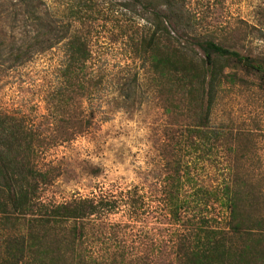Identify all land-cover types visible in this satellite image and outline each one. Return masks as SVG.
Instances as JSON below:
<instances>
[{
  "label": "trees",
  "instance_id": "trees-1",
  "mask_svg": "<svg viewBox=\"0 0 264 264\" xmlns=\"http://www.w3.org/2000/svg\"><path fill=\"white\" fill-rule=\"evenodd\" d=\"M191 2L119 0L143 20L130 36L133 60L141 61L152 85L165 80L167 113L180 125L177 136L169 134L162 144L165 174L149 189L136 184L48 201L41 195L47 172L24 160L41 135L0 108V219L17 227L8 234V257L0 264H264V249L245 237L248 230L264 229V215L248 210L263 191H247L238 173L213 185L200 168L215 149L232 145V131L214 117L221 92L228 82L244 80L239 71L264 88V56L236 47L244 39L235 36L239 25L203 26ZM0 17L9 25L0 42L2 63L24 65L57 53L53 86L43 93L53 110L77 96L91 101L100 92L107 79L95 67L92 37L81 22L75 20L73 28L71 21L62 22L60 29L48 0H1ZM54 117L56 125L72 126L64 141L84 133L95 111ZM241 159L237 153V164Z\"/></svg>",
  "mask_w": 264,
  "mask_h": 264
},
{
  "label": "rangeland",
  "instance_id": "rangeland-1",
  "mask_svg": "<svg viewBox=\"0 0 264 264\" xmlns=\"http://www.w3.org/2000/svg\"><path fill=\"white\" fill-rule=\"evenodd\" d=\"M191 1L201 13L199 22L203 26L227 29L231 24L239 25L235 36L244 39L237 40L236 47L243 53L264 56V0ZM48 3L60 29L62 22L71 21L72 28L75 20L82 23V30L92 37L95 67L103 71L107 80L91 101L77 96L70 106L64 104L55 111L43 93L53 86L56 52L24 65L12 63L11 66L0 60V108L41 135V144L32 145L33 150L24 158L48 174L49 181L41 195L58 203L136 184L149 189L159 174H165L161 156L167 151L162 144L169 134L177 136L180 125L178 118L167 113L165 80L160 86L152 85L141 61L133 60L130 36H134L137 23L142 25L143 20L137 13L121 7L119 0H48ZM78 8L81 11L75 13ZM8 27L5 18L0 17V42L5 39ZM239 75L244 80L225 85L214 115L217 125L232 131V145L215 149L211 162L200 168L206 182L213 185L238 173L249 186L245 187L247 191H251L250 187L262 190L256 206L248 209L261 217L264 215V88L259 87L254 76L241 71ZM91 110L95 111L92 125L74 139L61 140L72 126L56 125L55 112L67 118L71 113L86 115ZM236 135L240 137L236 139ZM174 146L178 151L179 146ZM237 153H242L238 164ZM16 229L12 223L0 219V262L8 257L6 240ZM140 229L137 226L133 230L134 239L138 238ZM144 236L141 235L142 239ZM245 237L249 243L256 242L259 250L264 249L261 227L248 230Z\"/></svg>",
  "mask_w": 264,
  "mask_h": 264
}]
</instances>
